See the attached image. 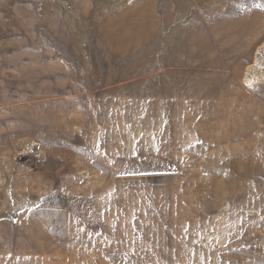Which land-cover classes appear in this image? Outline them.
<instances>
[{"label":"rangeland","instance_id":"374dc122","mask_svg":"<svg viewBox=\"0 0 264 264\" xmlns=\"http://www.w3.org/2000/svg\"><path fill=\"white\" fill-rule=\"evenodd\" d=\"M261 36L264 0H0V264H264Z\"/></svg>","mask_w":264,"mask_h":264},{"label":"bare ground","instance_id":"6f19581e","mask_svg":"<svg viewBox=\"0 0 264 264\" xmlns=\"http://www.w3.org/2000/svg\"><path fill=\"white\" fill-rule=\"evenodd\" d=\"M261 38H262V36L259 38L260 40H261ZM259 39L257 40V42L259 41ZM263 39V38H262ZM262 46L261 47H259L258 48V51L260 52V50H263L262 48H263V46H264V39H263V41H262V44H261ZM257 51V55H256V57H255V61H254V63L251 65V66H249V68H248V70L250 71V69L251 70H254L253 72H252V75H257V73H258V75H259V77L260 78H263L264 77V73L262 72H259V71H256V69H257V65H258V59H262L263 57H259L258 56V52ZM261 54V53H260ZM262 55V54H261ZM264 56V55H263ZM264 59V58H263ZM264 61V60H263ZM260 62V61H259ZM260 64V63H259ZM263 64V63H262ZM261 66V65H260ZM263 66V65H262ZM258 67H259V65H258ZM263 67H261V69H262ZM256 71V72H255ZM261 73V74H260ZM249 81H250V79H249Z\"/></svg>","mask_w":264,"mask_h":264}]
</instances>
